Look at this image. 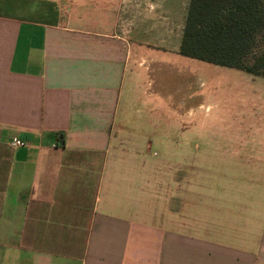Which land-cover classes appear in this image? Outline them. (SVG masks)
Wrapping results in <instances>:
<instances>
[{
	"label": "crops",
	"instance_id": "obj_1",
	"mask_svg": "<svg viewBox=\"0 0 264 264\" xmlns=\"http://www.w3.org/2000/svg\"><path fill=\"white\" fill-rule=\"evenodd\" d=\"M64 1L0 0V264H264V158L152 159L163 115L132 113L189 0Z\"/></svg>",
	"mask_w": 264,
	"mask_h": 264
},
{
	"label": "rangeland",
	"instance_id": "obj_2",
	"mask_svg": "<svg viewBox=\"0 0 264 264\" xmlns=\"http://www.w3.org/2000/svg\"><path fill=\"white\" fill-rule=\"evenodd\" d=\"M75 2L64 1L73 10L83 8L89 0ZM258 41L257 50L264 51V35ZM162 55L164 63L152 71L143 70L138 93L133 98L130 96L132 113L143 105V116L153 117L155 110L163 115L164 121L157 133L159 139L150 138L153 141L150 157L166 155L163 147L196 142L198 146L242 148L249 152L248 156L253 151L258 152L254 155L264 158V77L179 54ZM195 104L196 108H192ZM174 131L182 135L179 143L178 138L176 142L167 136Z\"/></svg>",
	"mask_w": 264,
	"mask_h": 264
},
{
	"label": "trees",
	"instance_id": "obj_3",
	"mask_svg": "<svg viewBox=\"0 0 264 264\" xmlns=\"http://www.w3.org/2000/svg\"><path fill=\"white\" fill-rule=\"evenodd\" d=\"M264 0H189L178 54L264 77Z\"/></svg>",
	"mask_w": 264,
	"mask_h": 264
},
{
	"label": "built area",
	"instance_id": "obj_4",
	"mask_svg": "<svg viewBox=\"0 0 264 264\" xmlns=\"http://www.w3.org/2000/svg\"><path fill=\"white\" fill-rule=\"evenodd\" d=\"M24 145H25L24 142H22L16 138H13L10 141V146H12V147H23Z\"/></svg>",
	"mask_w": 264,
	"mask_h": 264
}]
</instances>
